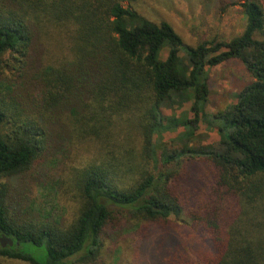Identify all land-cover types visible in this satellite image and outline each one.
Instances as JSON below:
<instances>
[{
  "label": "trees",
  "instance_id": "16d2710c",
  "mask_svg": "<svg viewBox=\"0 0 264 264\" xmlns=\"http://www.w3.org/2000/svg\"><path fill=\"white\" fill-rule=\"evenodd\" d=\"M138 1L0 0V258L87 264L132 222L185 217L208 238L189 264H264V0H202L245 26L194 47ZM231 59L253 81L208 113ZM60 154L62 211L28 207L23 182Z\"/></svg>",
  "mask_w": 264,
  "mask_h": 264
},
{
  "label": "rangeland",
  "instance_id": "374dc122",
  "mask_svg": "<svg viewBox=\"0 0 264 264\" xmlns=\"http://www.w3.org/2000/svg\"><path fill=\"white\" fill-rule=\"evenodd\" d=\"M130 7L154 23H169L184 44L191 47L215 37L230 39L239 36L245 26L239 7L223 12L216 4L202 0H139ZM209 77L208 113H216L234 104V95L253 81L242 62L232 59L210 68ZM199 133L203 135L205 144L218 141L216 129L206 122L201 123ZM173 136L175 134L170 133L165 136L169 145ZM63 163L62 154L48 155L46 168L41 174L35 176L36 179L29 178L23 182L27 188L24 191L28 192V207L34 203L36 208L45 211H53L55 206L62 211L56 204L52 187L53 181L62 175ZM40 170L30 172L28 177ZM133 223L118 238L103 236L99 255L94 262L87 264H189L191 259L198 262V251H205L208 244L207 236L195 229L185 217H172L166 224L141 222L136 227ZM0 264L26 263L0 258Z\"/></svg>",
  "mask_w": 264,
  "mask_h": 264
},
{
  "label": "water",
  "instance_id": "95a60500",
  "mask_svg": "<svg viewBox=\"0 0 264 264\" xmlns=\"http://www.w3.org/2000/svg\"><path fill=\"white\" fill-rule=\"evenodd\" d=\"M0 244L2 247H6L7 245L12 247L14 245V242L11 238L2 235L0 237Z\"/></svg>",
  "mask_w": 264,
  "mask_h": 264
}]
</instances>
